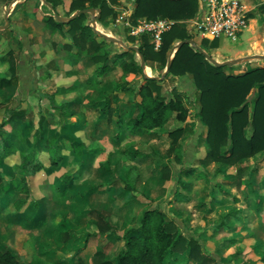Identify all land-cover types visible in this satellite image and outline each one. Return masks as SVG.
<instances>
[{
    "label": "rangeland",
    "instance_id": "obj_1",
    "mask_svg": "<svg viewBox=\"0 0 264 264\" xmlns=\"http://www.w3.org/2000/svg\"><path fill=\"white\" fill-rule=\"evenodd\" d=\"M70 1L54 0L56 6L52 10L41 0H17L15 4L14 0H0V25L4 23V12L9 11V24L0 29V56L6 59L0 61V74H8L10 58L18 70L16 83L0 88V123L7 108L19 106L26 109L27 121L22 125V138L15 140L18 149L31 148L35 133L27 135L37 125L40 113L46 118L45 137L54 136L62 144L65 155L71 143L81 140L85 144L83 169L65 195L55 192L59 176L67 169L64 165L26 177L28 192H22L16 189L23 176L17 155L4 160L1 168L6 183L0 187V194L8 192V200L0 214V249L8 248L20 262L32 264H96L99 259L113 260L121 248L123 230L137 224L143 209L157 207L168 213L182 234L194 238L200 246L197 254L201 258L187 259V251H180L168 256L164 264H264V149L234 164L202 161L207 152L208 127L199 118L198 91L189 74L166 73L161 78L162 91L169 97L172 89L177 90L189 110L184 121H178L172 114L163 127L153 132L132 138L123 131L116 138L117 115L123 121L134 115L133 103L139 96L114 89L120 84L135 90L142 74L122 75L117 66L105 74H93L92 77L102 75L99 83H88L85 72H94L96 65L90 51L83 52L81 75L68 76L56 71L57 61L69 49L65 38L71 40L61 31L52 30L44 16L54 17L55 12L68 17L76 11L69 12ZM242 2L248 13H252L248 21L251 28L236 39L222 37L216 48L200 46L215 59L235 54L244 56V50L252 48L248 42L252 29L251 41L258 40L264 49V0ZM135 6L134 0L109 3L111 12L103 19L100 14L96 16V25L124 43L131 42L130 15ZM17 12L27 16L17 18ZM86 17L89 19L91 14L86 12ZM142 18L145 17L136 20ZM94 37L96 41L103 39L97 34ZM192 39L200 45V37L192 35ZM131 43L137 46L136 41ZM175 43L170 46L167 59ZM101 46L108 54V64L112 65L113 53L122 48L107 40ZM133 57L139 64L138 54L134 53ZM146 63L151 67L149 75L159 77L164 72L165 65L161 62ZM263 65L264 60L251 59L224 66L222 74L237 75ZM46 71L52 75L45 77ZM74 78L80 82L76 91L55 96L57 102H66L72 113L63 120L51 108L47 94L58 85L70 84ZM255 94L256 89L249 93V111ZM107 95L110 105L106 108L110 109L102 113L99 110L102 103L98 101ZM176 128L182 129L181 148L173 151L168 149V133ZM250 134L245 128L244 135ZM135 150L142 155H134ZM72 159L76 161L75 157ZM129 166L133 167L131 178L138 174L137 191L131 199L130 193L119 196L122 185L118 183L113 199L106 185L113 179L118 182L123 179ZM190 166L195 169L193 173L186 172ZM90 184L98 185L91 194ZM18 198L25 201L21 212L14 206ZM91 209L109 214L114 225L112 232L92 234L97 228Z\"/></svg>",
    "mask_w": 264,
    "mask_h": 264
},
{
    "label": "trees",
    "instance_id": "obj_2",
    "mask_svg": "<svg viewBox=\"0 0 264 264\" xmlns=\"http://www.w3.org/2000/svg\"><path fill=\"white\" fill-rule=\"evenodd\" d=\"M53 9H55L54 0H46ZM136 3L130 17L133 18L131 24L136 23L137 17L148 19L169 18L174 20H185L191 18L198 5V0H134ZM87 2V4H85ZM109 3H118V0H71L69 12L87 7L98 8L100 10V19L105 18L111 12ZM252 13H248L251 16ZM44 19L52 30H59L65 36L69 37L71 43L65 56L64 63L70 66L75 65L83 58V52L90 51L94 59V74L106 73L113 67L119 66L122 75L128 73H141V67L134 59L135 51L119 50L113 53V64H108V54L102 48L101 42L105 39L96 41L94 32L86 23V13H79L75 18L67 23L57 21L51 14H46ZM67 25V29L63 26ZM130 41L137 42L138 51L143 55L145 62L148 60L161 62L166 65L167 52L174 42L186 38H192L183 24H174L170 29L164 31L161 35V43L158 49L150 40L148 33H143L137 37L129 35ZM208 45L216 48L218 40L209 41L201 39L200 46ZM75 47V51L71 48ZM10 53V51L8 52ZM4 55L0 56V61L4 62ZM149 67L148 65H146ZM224 66H215L207 61L204 55L193 48L188 43H183L177 48L171 59L169 71L167 73L174 76H184L189 74L192 82L198 91V115L200 120L207 125L206 145L207 152L202 161L213 160L227 164H234L237 161L252 156L264 149V65L254 67L248 71L237 75H223ZM151 70V69H150ZM17 65L10 58L8 64V74H0V88L13 85L17 81ZM66 75L77 74L75 69H69ZM50 75L45 72V77ZM102 76V75H101ZM88 83H99L100 80H94L91 77L86 79ZM162 79L152 77H143V81L136 86V89L128 85H117L114 90H122L128 95L137 94L138 100H135L134 115L126 120L117 115L116 123L118 130L115 137L123 135V131L130 134L142 135L150 133L163 127L169 117L174 114L175 119L184 121L189 113L182 97L178 91L172 89V95L167 96L162 91ZM80 82L74 78L68 85H58L55 90L47 94L51 108L59 112L63 120H66L72 113L67 109L66 102H57L56 94H66L76 91ZM256 89L253 96V108L249 111L248 103L250 101L249 93ZM177 91V92H176ZM98 102L100 112L104 113L110 105L108 95ZM114 110V109H113ZM109 116V115H106ZM27 121L26 109L19 106L6 109L0 123V187L6 181L3 177L1 165L7 157L17 155V165L23 173L21 183L16 189L22 192H28L26 177L36 174L39 171H51L54 168H61L63 165L67 168L59 176V184L55 187V192L65 195L69 190L70 184L76 176L81 174L83 169L82 150L85 148L83 141L78 140L71 143L68 154L63 153V146L54 136L45 137L46 118L39 114L37 125L32 128L27 136L35 133L30 149H18L15 140L22 138V125ZM10 127L9 130L6 128ZM249 129V137L244 135V129ZM182 129L176 128L169 131L170 138L169 150L178 151L181 148L179 137ZM44 142V146L41 145ZM72 154V155H71ZM134 155H142L135 150ZM76 161H73V157ZM73 167L71 171L68 169ZM195 169L190 166L187 173H193ZM133 167L129 166L123 179L111 180L106 189L111 190L116 184L122 185V191L119 196L130 193L129 199L134 197L136 192L135 183L138 180L136 173L133 178ZM98 185L90 184L88 193H92ZM179 192L175 191V195ZM8 200V192L0 194V214L3 211ZM24 199L18 198L14 201V206L18 212H21V206ZM96 218V233L112 232L114 225L110 222L109 214L91 209L89 211ZM123 241L122 247L116 252L113 260L115 264H164L168 256L180 251H187L186 258H201L197 254L200 248L199 243L194 238H187L180 232L179 225L168 217V213L160 208L152 207L143 209L136 225L128 226L120 235ZM196 248V251H195ZM0 264H32L23 263L18 260L15 254L8 248L0 249ZM96 264H112V260L99 259Z\"/></svg>",
    "mask_w": 264,
    "mask_h": 264
},
{
    "label": "built area",
    "instance_id": "obj_3",
    "mask_svg": "<svg viewBox=\"0 0 264 264\" xmlns=\"http://www.w3.org/2000/svg\"><path fill=\"white\" fill-rule=\"evenodd\" d=\"M250 16L242 0H198L194 15L185 20L142 18L129 25V35L148 33L154 49L161 43V35L174 24H183L188 32L209 41L222 37L236 39L248 24Z\"/></svg>",
    "mask_w": 264,
    "mask_h": 264
},
{
    "label": "water",
    "instance_id": "obj_4",
    "mask_svg": "<svg viewBox=\"0 0 264 264\" xmlns=\"http://www.w3.org/2000/svg\"><path fill=\"white\" fill-rule=\"evenodd\" d=\"M16 2H17V0H14V4ZM42 2H44L50 9L53 10V7H52V5L49 2H47L46 0H42ZM95 11H97V15H95ZM82 12H84V13L89 12L91 14V17L87 20L86 23L91 27L92 31L95 34L99 35L100 37H102L103 39H105L107 41H111V42H114V43L118 44L123 50H129V49L134 50L139 56L141 68H144V66H145L144 57L138 51V48H137L136 45L132 44L131 42L124 43L121 39H118L116 37L108 35V34L104 33L103 31H101L100 29H98L96 27L95 19H96V16L99 17V14H100L99 13L100 10L98 8L87 7V8H83V9H78V10L74 11L71 15H69L68 17L61 16L58 13L54 12V17L56 18L57 21H60V22H63V23H67L68 21H70L71 19L75 18L79 13H82ZM8 15H9V11L7 10V11L4 12V15H3L4 23L0 25V29L5 28L9 24ZM183 43H188L193 48H195L196 50L201 52L204 55L205 59L207 61H209L211 64L215 65V66H230V65H233L235 63H239V62L247 61V60H251V59L264 60V54H252V55H245V56L237 57V58L226 59V60H223V61H218L214 57H212L210 54H208L206 51H204L194 39L186 38V39L178 41L177 43H175L171 47L170 53H169V57L167 59L166 65H165L164 72L159 77L154 76V75H147L145 72H143V77H152L154 79L163 78L165 76V74L169 71V67H170V64H171V59L173 57V54H174L175 50L177 48H179Z\"/></svg>",
    "mask_w": 264,
    "mask_h": 264
},
{
    "label": "crops",
    "instance_id": "obj_5",
    "mask_svg": "<svg viewBox=\"0 0 264 264\" xmlns=\"http://www.w3.org/2000/svg\"><path fill=\"white\" fill-rule=\"evenodd\" d=\"M42 1V0H41ZM4 15V14H3ZM15 15H16V17L17 18H20L21 19V16H27V14L26 13H21V12H17V13H15ZM251 20V19H250ZM3 22H4V20H3ZM249 28H251V25L250 24H247L244 28H243V30L239 33V35L238 36H242V33L244 32V31H246L247 29H249ZM253 32H254V30L252 29V32H251V34H252V36H253ZM237 36V37H238ZM252 36L251 37H249L248 38V42L251 44V47L252 48H249V49H246V50H244V52H243V54H245V55H252V54H264V49H262L261 48V44L260 43H258L259 41L258 40H253V41H251V39H252ZM65 39H67L68 40V38H65ZM64 39V40H65ZM65 41V42H67V43H71L69 40L68 41ZM64 42V43H65ZM128 43V42H127ZM258 43V45H256ZM255 46V47H254ZM256 46H258V47H256ZM254 47V48H253ZM72 50H74L75 51V47H72L71 48ZM132 50V49H131ZM134 51V50H133ZM136 53V52H135ZM170 53V52H169ZM244 55V56H245ZM236 56H238V55H233V56H229V57H226V58H224V59H220V58H216V60H218V61H223V60H226V59H231V58H235ZM237 58V57H236ZM83 60H84V58H82L79 62H77L75 65H73V66H70V65H68L67 63H64V61H63V58L62 59H59V61H57V65H56V71L57 72H59V73H63V74H65L66 75V71L67 70H69V69H75L76 71H77V74H75V75H81V73H80V69H79V66L81 65V63L83 62ZM256 60V59H255ZM144 64L145 65H148L146 62H144ZM139 65H140V63H139ZM149 66V65H148ZM141 67V66H140ZM145 67V66H144ZM149 68L151 69V67L149 66ZM141 74H142V77H141V82L143 81V72H145L144 71V68H141ZM49 73H50V75H52V72H50L49 71ZM86 73V75H87V77H86V79L88 78V77H91L92 79H94V80H100V78H102L101 76H93L92 77V75L94 74L93 72H90V71H87V72H85ZM16 74L18 75V70L16 71ZM132 74H134V73H131V75ZM140 82V83H141ZM126 134L128 135V136H130V137H132V138H138L139 136H141V135H135V134H130L129 132H126ZM114 189H115V187L113 188V189H111V190H108L109 192H110V194L113 196V199H114V197H115V195H114V193H113V191H114ZM120 193V192H119ZM131 226V225H130ZM124 231V230H123ZM122 241V240H121ZM122 245H123V241H122V244H121V247H122ZM116 254V253H115ZM115 256V255H114ZM109 260H112V259H110L109 258ZM112 264H115V262H114V260H112Z\"/></svg>",
    "mask_w": 264,
    "mask_h": 264
},
{
    "label": "bare ground",
    "instance_id": "obj_6",
    "mask_svg": "<svg viewBox=\"0 0 264 264\" xmlns=\"http://www.w3.org/2000/svg\"><path fill=\"white\" fill-rule=\"evenodd\" d=\"M96 27H97L98 29H100L101 31H103L102 28L99 27L98 25H96ZM103 32L106 33V34H108V35H110L109 33L105 32V31H103ZM144 71H145V73L148 74V75L151 74V70H150V68L147 67V66H145Z\"/></svg>",
    "mask_w": 264,
    "mask_h": 264
}]
</instances>
